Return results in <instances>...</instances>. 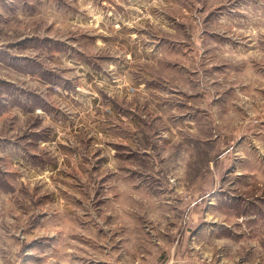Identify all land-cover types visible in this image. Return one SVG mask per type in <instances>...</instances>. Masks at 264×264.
<instances>
[{"label": "rangeland", "instance_id": "1", "mask_svg": "<svg viewBox=\"0 0 264 264\" xmlns=\"http://www.w3.org/2000/svg\"><path fill=\"white\" fill-rule=\"evenodd\" d=\"M0 264H264V0H0Z\"/></svg>", "mask_w": 264, "mask_h": 264}]
</instances>
